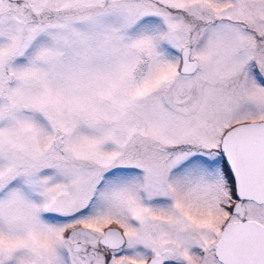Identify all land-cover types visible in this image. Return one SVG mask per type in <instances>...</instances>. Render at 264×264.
<instances>
[{
  "label": "snow or ice",
  "instance_id": "obj_1",
  "mask_svg": "<svg viewBox=\"0 0 264 264\" xmlns=\"http://www.w3.org/2000/svg\"><path fill=\"white\" fill-rule=\"evenodd\" d=\"M0 264H264V0H0Z\"/></svg>",
  "mask_w": 264,
  "mask_h": 264
}]
</instances>
